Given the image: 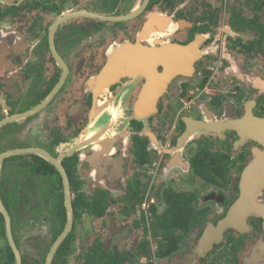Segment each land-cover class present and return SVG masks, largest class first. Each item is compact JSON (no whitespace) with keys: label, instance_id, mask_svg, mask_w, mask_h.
<instances>
[{"label":"flooded vegetation","instance_id":"obj_1","mask_svg":"<svg viewBox=\"0 0 264 264\" xmlns=\"http://www.w3.org/2000/svg\"><path fill=\"white\" fill-rule=\"evenodd\" d=\"M113 63V79L100 80ZM263 132L264 0H0V202L20 264H44L65 228L62 177L48 159L60 156L73 213L49 264L264 261L247 253L264 239L253 215L207 249L226 246L222 261L198 251L264 152ZM182 180L187 189L174 186ZM169 192L189 198V216L172 225ZM25 216L36 227L24 253L16 224ZM92 218L105 219L104 234ZM165 242L172 250L157 255ZM1 244L0 264L7 246L17 264L0 212Z\"/></svg>","mask_w":264,"mask_h":264},{"label":"water","instance_id":"obj_2","mask_svg":"<svg viewBox=\"0 0 264 264\" xmlns=\"http://www.w3.org/2000/svg\"><path fill=\"white\" fill-rule=\"evenodd\" d=\"M146 2H147V0H144V3H146ZM171 46L178 47L181 50H182V48H184V46H179V45H171ZM167 47H170V46H167ZM184 51H186V50H182V52H184ZM144 53L146 56L148 55V57H150L149 59L146 60V62H148V63L151 61V59L156 58V54L152 50L146 49V51ZM117 70L118 69H116V66H114V63H113L111 66L110 65L107 66L106 69H104L102 71V73L99 76V79L105 80V81H111L113 79L112 76L114 75V73ZM40 107H41V104L36 106L32 110H30L26 113H23V114L16 115L13 118L16 119V118L23 117L27 114H31L32 112L36 111ZM186 136L187 135L185 134L181 138V141H183L186 138ZM263 141H264V139H263ZM22 151L23 150H21V151L15 150V151H12L10 153H19ZM37 152L44 155L43 152H40V151H37ZM6 154H8V153H6ZM4 155H1L0 159ZM44 156L47 157L46 155H44ZM60 157H62V156H60ZM60 157H59V159H52V158L48 157V159H49L50 163H52L54 165V167L58 170V172L60 173V175L62 177L63 188H64V205H65V209H66V225H65L63 232L58 236V238L54 241V243L50 247V250L46 256L44 264L50 263V260H51V257H52L54 250L56 249V247L58 246V244L60 243L62 238L65 236V234L67 233V231L71 227V222H72L73 211H72V204H71V197H70L69 182H68L66 173L64 171V168L59 161ZM257 163H259V164H257ZM258 166L264 168V152L257 155L254 162L249 163L248 165L245 166V168L243 170L241 182H240L239 197L230 206L226 215L222 219H220L215 226L209 225L206 228L205 232L202 235L201 241H202L203 237L205 236L208 228H210V229L215 228V229H217V231H216V233L214 232L215 237L212 240H210L209 243H207L204 247H202L201 245L199 246V248H198L199 253H201L203 250L206 251L207 249L211 248L213 243L219 242L222 232L227 228H233L237 231H244L246 228V218L248 215H254V216L261 217L263 220V224H264V201H260L257 198L258 194L261 192L262 188L264 187V174L260 175L259 178L256 179V184H255L254 188L247 190L244 187V186H247L246 183L244 184L246 176H248L249 174L251 175L254 173L255 170H258V168H259ZM0 212L3 215L4 220H5L6 233H7V238H8L9 244H10V246H11V248H12V250L16 256L17 264H20L19 254H18V251H17V249L13 243V240H12L11 234H10V230H9V217H8L6 211L4 210L1 202H0ZM262 256H264V239L261 240L260 242H258L253 247V250L251 251V257L252 258H259Z\"/></svg>","mask_w":264,"mask_h":264},{"label":"rangeland","instance_id":"obj_3","mask_svg":"<svg viewBox=\"0 0 264 264\" xmlns=\"http://www.w3.org/2000/svg\"><path fill=\"white\" fill-rule=\"evenodd\" d=\"M194 1L196 2V0H193V2ZM104 122H105V118L100 119L99 122L97 123V125H99V124L102 125ZM174 186L177 187V188L178 187H180V188L182 187V189H187L189 187V181H183V180L182 181H176L174 183ZM209 205L212 206L211 203ZM118 207L119 206H114L111 209H113V211H117L118 210ZM27 219H28L27 216H25V218H20V219L18 218V220H17L18 223L16 224V225H18V228H19L18 229L19 241H20V244H21L22 251L24 253L26 252L25 249H28V247L26 245V237L25 236H26V233L28 232L29 227H30V225L32 223V222L28 223L29 221ZM101 220L102 221H105V219H99V218L98 219L92 218L90 220L87 219L85 221H94L95 222V226L97 228L96 229L97 234H99V233L104 234L105 233V229H103L102 225H100V221ZM33 223H32V228L33 227H36ZM230 229H233V228H230ZM81 230L82 229H79V230H77V232L79 233ZM233 230H235V229H233ZM262 237H260L255 243H253L249 247L247 253L250 255V257H251V251L253 250V247L258 242H260L261 240H263ZM0 246H2V244ZM154 246H155V242H154V240L152 238H150V249H151V251L154 249ZM216 246L217 245H214V247H213L212 250L205 251L204 258H206L208 256L207 258H209V259H218V260L222 261L224 259L223 256H227V251L225 250L226 246L222 247V249H218V248L214 249ZM187 255H189V254H187ZM245 257H248V256L245 255ZM176 260H179L180 264H185V260H183V258L181 259L180 257H178V259H176ZM173 262H171L169 259H165V258H162V259L154 258V259H152V261L150 263H153V264H174ZM197 262H198V259L197 258H193L192 260H187L186 261V264H197ZM257 264H264V261H259V263H257Z\"/></svg>","mask_w":264,"mask_h":264},{"label":"trees","instance_id":"obj_4","mask_svg":"<svg viewBox=\"0 0 264 264\" xmlns=\"http://www.w3.org/2000/svg\"><path fill=\"white\" fill-rule=\"evenodd\" d=\"M80 199V201H76V203H74V208H75V219L76 218H79V216L81 215V211L83 209V206H84V201H83V198L81 197H78ZM188 199L189 198H186V197H181V196H177V194H171L170 192L166 195V201H167V204L168 205H171V207H175L174 211L172 212V214H170V218H169V224L172 225V224H177L179 221H184V218L186 216H189L187 214L184 215L185 211H186V206L188 205L187 202H188ZM78 200V199H77ZM104 204H98L97 207H96V210H94L93 208V214H95L96 216H100L102 214V210L104 209ZM63 210V207L61 206V211ZM91 210H92V206H91ZM189 214V213H188ZM64 213L63 211L61 212V216H63ZM166 240H169L167 237H166ZM64 243L60 246L59 248V251L57 252V255L60 253V249L63 247ZM145 253L147 254V249L145 247ZM172 250V246H170V242L168 243H162L159 245L157 251H156V254L159 255V256H164L166 255L169 251ZM5 261L2 263V264H11V261H12V255H11V252L8 248V246L6 247L5 249ZM57 257V256H56ZM54 261L56 262H53L54 264H57V260L55 259ZM110 261H106V264H108ZM112 264V263H110ZM113 264H120L119 261H113ZM209 264H222V263H217V262H210Z\"/></svg>","mask_w":264,"mask_h":264},{"label":"bare ground","instance_id":"obj_5","mask_svg":"<svg viewBox=\"0 0 264 264\" xmlns=\"http://www.w3.org/2000/svg\"><path fill=\"white\" fill-rule=\"evenodd\" d=\"M257 164H259V163H257ZM258 167H259L258 170H255L253 174H251V175L249 174L248 176H246V179L247 180L245 179L244 184L246 183L247 186H244L245 189L250 190V189L254 188V186L256 184V179L259 178L260 175H263L264 174V168L263 167H260V166H258ZM214 231L216 232L217 229H215V228H213V229L208 228L207 229L206 234H205V236L203 237V239L201 241V246L204 247L207 243H209L210 240L208 241L207 238H210L211 239L212 238V233Z\"/></svg>","mask_w":264,"mask_h":264}]
</instances>
